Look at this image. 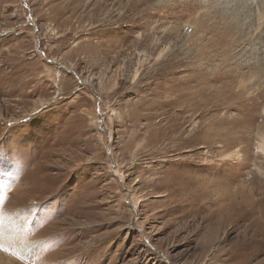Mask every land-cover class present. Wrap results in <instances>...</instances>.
<instances>
[{
    "label": "rangeland",
    "instance_id": "374dc122",
    "mask_svg": "<svg viewBox=\"0 0 264 264\" xmlns=\"http://www.w3.org/2000/svg\"><path fill=\"white\" fill-rule=\"evenodd\" d=\"M260 13L0 0V264H264Z\"/></svg>",
    "mask_w": 264,
    "mask_h": 264
},
{
    "label": "bare ground",
    "instance_id": "6f19581e",
    "mask_svg": "<svg viewBox=\"0 0 264 264\" xmlns=\"http://www.w3.org/2000/svg\"><path fill=\"white\" fill-rule=\"evenodd\" d=\"M259 15V14H258ZM260 20V22L264 23V0H262V13H260L259 17L257 18ZM257 105V104H256ZM246 110V109H244ZM248 110V109H247ZM263 115H264V109H263ZM258 148L259 150L264 154V135L260 136L259 142H258ZM236 155V154H235ZM238 156V155H237ZM120 180H122V177L119 176ZM138 202H135L133 204V208H136ZM39 240L35 239L29 242H26L20 247L18 250L20 253H22L23 256H27L31 251H33L36 246L39 244Z\"/></svg>",
    "mask_w": 264,
    "mask_h": 264
}]
</instances>
